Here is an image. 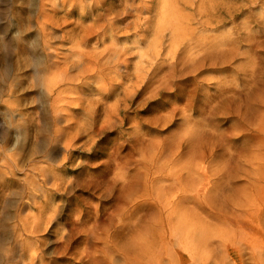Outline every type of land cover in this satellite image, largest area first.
Masks as SVG:
<instances>
[{
  "label": "rangeland",
  "instance_id": "obj_1",
  "mask_svg": "<svg viewBox=\"0 0 264 264\" xmlns=\"http://www.w3.org/2000/svg\"><path fill=\"white\" fill-rule=\"evenodd\" d=\"M38 1L0 0V253L11 248L21 235L28 244L29 249L24 247L28 256H33L34 250L42 257L43 264H87L82 259L86 252L99 251L104 246L85 236L88 226H96L97 233L109 228L110 251L108 257L96 253L94 263L125 264L122 252L131 255L128 242L147 222L151 211L139 207L142 203L139 196L148 201L150 198L146 178L147 182L153 178L160 180L172 171L184 179L185 190L196 194L199 188H192L194 180H186L185 166L200 168V174L208 170L204 183L207 204L195 203V209L192 204L193 208L187 213L188 224L197 229L196 234L207 233V238L195 237V243H208V264H232L223 254V245L227 244L220 243V230L236 233L237 239L232 240L236 245L242 242L261 251L264 248V234L260 232V228L264 232V193H259L258 188H264V179L253 187H249V183L253 184L252 174L259 171L264 178V160L260 159L264 151H258L264 145L261 129L264 128V0H215L232 8H229L232 14L226 16L217 29L213 25L203 31L196 15L191 25L196 38L202 36L212 41L219 35L225 40L224 51L219 56L207 54L201 75L190 71L191 64L180 65L181 58H185L182 53L171 55L179 64L173 65L166 51H161L164 54L160 59L168 58L170 63L161 66L159 76L174 73L173 79L152 81V86L145 90L142 83L131 86L132 81H136L132 78L131 82L116 85L109 92L104 85L102 88V84L85 80L77 85V90H83L79 94L89 100L90 108L86 101L73 102L66 111L60 112L63 118L58 121L55 112L49 111L46 94L32 86L31 64L41 65L42 54L37 48L35 33L27 26L30 12L36 11ZM143 2L150 10L142 18H153L156 10L151 4L154 1ZM70 5L68 3L59 15L71 12L67 22H75L81 18V13ZM89 22L84 20L83 24L89 25ZM72 25L63 27L60 34L75 27ZM142 30L127 31L120 40L121 45L131 48L130 72L140 64L137 52L149 51L148 46L151 47L155 39L147 35V41L141 42ZM163 40L166 49L170 46L168 34ZM21 41L24 46H19ZM137 42H141L140 47ZM58 45V53L67 52L68 44ZM32 51L33 58H30L27 53ZM143 66V71L139 70L142 79L149 68L146 63ZM3 85L11 86L12 92L1 96ZM153 88L158 91L155 96L150 93ZM96 99L100 104H96ZM7 100L8 104L2 102ZM117 105L119 111H109ZM59 128L64 130V136L56 144L53 136ZM35 147L44 153L31 157ZM257 152L261 154L258 159L254 157ZM150 158H158L155 167H163L157 174L155 167L150 166ZM3 160H15L19 168L11 172L2 167ZM29 162L37 168L46 166L43 167L51 176L46 184L41 182L44 194L36 195L40 197L33 202H28L29 186L24 184V177L31 168ZM216 171L222 175V181L215 176ZM138 181L141 193L127 204L123 203L124 190H136L129 188ZM176 190L180 191L178 187ZM243 197L250 199L249 206L239 203L245 201ZM119 208L123 210L121 219L116 216ZM40 212L42 230L38 234L23 231L13 234L9 227L13 221L24 218L27 213ZM235 220L237 224L233 225ZM155 243L160 248L159 253L165 256L163 246ZM242 253V264H255L249 250ZM15 254L22 252L17 249ZM24 262L29 264V257Z\"/></svg>",
  "mask_w": 264,
  "mask_h": 264
},
{
  "label": "bare ground",
  "instance_id": "obj_2",
  "mask_svg": "<svg viewBox=\"0 0 264 264\" xmlns=\"http://www.w3.org/2000/svg\"><path fill=\"white\" fill-rule=\"evenodd\" d=\"M153 1L154 2L151 4V8L156 10L153 12V18H142V15L145 12L148 13L150 10L149 5H146L143 0H109L108 5L107 0L38 1L39 3L36 11L30 12L32 15L29 18V24L27 26V29L30 31L33 30L32 32L35 33L38 40L37 48L42 54L41 65L37 67L36 65L34 66V64H31L33 66V77H31L33 81L32 86L35 89L42 90L43 93L46 94L50 101L49 111L55 112V115H57L55 117L57 121L63 118L60 112L66 111V108L73 102L86 101L89 104L88 108H90L89 100L87 98L82 99L81 95L79 94V92H82L83 90H77L79 87H77V85L82 84L85 80L96 85L102 84L101 87L104 85L108 89L107 92H109V90L115 88L116 85H121L125 81L131 82V79L135 78L136 81L135 83L132 81L131 86L137 87V84L142 83L144 84L143 89L148 90L146 88L152 86V81L158 82V79L160 81H166L174 75V73L171 72L172 74H165L161 76V78L159 76L163 69L161 66H163V64L165 65L166 62H169L167 57H170L172 61H174L173 65L178 64V62H176V58L171 56L172 54L182 53V56H185V58L180 57V65L187 67L191 64L189 67L190 71L194 72L196 76H199L204 70L203 68L205 67L204 63L207 61V54L219 56L224 51V48L222 47L224 46L223 42L225 40L221 39L219 35H217L215 38L212 36L214 38L211 39L212 41H207L208 39H205L202 36L200 37L203 39L199 37L196 38V31L194 30L195 28L193 29V26L191 27V25L196 19L197 15L199 17L197 24L200 26V29H203V31L208 30L210 27L212 28L213 25L214 28H219V26L224 23V18L232 14L229 12L230 9H232L230 7L231 5H222L215 0ZM244 1L253 2L254 0ZM68 3L71 4L70 6L75 9L78 8V11H80L81 18L79 20L75 22H67V18H69L68 16L71 15V12H68V14H64L63 16L59 15ZM184 11H190V13ZM231 12H234V10ZM83 19L89 20V25H84ZM72 24L75 25V27L60 34V31L63 27ZM140 29H143L141 42L147 41V35H152L155 39H153L152 46H148L149 51L146 53L137 52L139 58L141 59L139 61L140 64L134 67L135 70L133 72H130L131 64L129 62L130 58L128 55L131 51V48L121 45L120 40H122L127 31L139 32L141 31ZM120 33L121 36H119ZM167 34L169 36L170 46L166 47L165 49L166 45L163 47V39L167 36ZM93 40L96 42L94 44H90ZM23 42L24 41H21L19 46H24ZM141 42H137L135 44L140 47L139 44H141ZM58 44H68L69 47L67 46V52L58 53V49L60 50ZM150 51L152 52L150 53ZM161 51H166L168 55L166 60H161L162 58L160 59V55L164 54V52ZM28 53L27 56L33 58V51L30 52V54ZM160 60L161 62L158 63ZM143 63H146V65L148 64L149 67L147 68L146 74H142L145 75L144 79H142L141 74H139V70L143 71L145 68ZM213 63H216V60ZM176 69L179 70V67ZM170 70L171 68L169 71ZM103 90L104 89H102V91ZM11 92V86H2L1 96L4 94H10ZM157 92V89L153 88L150 93L155 96ZM107 95H109V93H107ZM2 102H7L8 104V100ZM11 104L12 103H10V105ZM96 104L98 105L100 102L97 101ZM116 108H118V105L115 108H110L109 111H119V109L117 110ZM261 129L264 130L263 127ZM62 130L63 129L59 128V130H57L55 132L56 134L53 136V141L56 142V144L57 141H60L62 138ZM39 147H42V144L39 145ZM39 147H35L31 157H38L41 153H44L43 150H39ZM263 149L264 145L260 146L258 151L262 152L264 151ZM260 152H257L259 156L255 153L254 157L256 159L260 157ZM261 156L262 157L260 159L264 160V153H262ZM42 157L44 158V156ZM157 159L150 158L151 167L157 166L159 162V159ZM9 161L10 162L6 160L1 161L2 167H5L7 170L10 169L12 172L13 169L18 167V164L15 160ZM29 165L31 168H28L29 172H27L28 174H26L24 177V184H26L27 187L29 186V189L27 190V200L28 202L29 200L33 202L34 199L36 200L44 194L42 185L49 182L51 180V176L47 174V169L44 168L46 166L43 165L44 167L42 166L37 168L35 165H31V162H29ZM161 169H163L161 166L155 167L154 173L157 174L159 170L161 171ZM183 169L186 170L187 173V176L185 177L186 180H194L191 182L192 188L195 189L196 186L199 188L196 194H192L191 191L185 190L184 187H182L184 179H182L180 176H177L176 173L172 171H169V173L167 172L168 174L162 177L160 180L153 178L147 182L146 178L145 187L150 189L149 195L151 199L149 198L148 201V199L144 198L143 196H139L140 198L138 199L142 202L139 204V207H146L147 210L149 209L151 211L146 219L147 222H145L139 228V230L133 234L128 242V249L130 250L131 255L122 252L125 264H208V259L206 257L208 243L206 241H201L197 244L195 243V237L204 239L207 238V233L203 231L197 235V229L193 226H190L187 221V213L193 208L192 204H194V209L195 203H197L199 206L207 204L208 192H205L204 183L206 181L205 176H209L208 170H201L203 172L200 174V168L185 166ZM36 174L40 177V179L37 180ZM150 174L153 175L152 173ZM211 174H213L212 171ZM216 174L215 176L217 179L222 181V175L219 174L218 171H216ZM252 176L254 178V182L253 184L249 183V187L254 184H259L264 179L263 174L260 171L258 173L252 174ZM122 181L125 182V180ZM53 182H55V180ZM139 184L140 182L138 181V184L132 185L129 188H136V190H128L127 192L123 189L126 193L122 195V200H124L123 203L127 204L130 200H132V197L141 193L138 192L142 188L141 186H137ZM56 187H58L57 184ZM177 187L180 191L176 190ZM122 188L127 187L122 185ZM258 192L261 194L264 193V188H258ZM145 195L148 197L147 189ZM249 200L250 199L247 197L244 202L240 201L239 203L247 204V206H249ZM25 202L23 203L24 207L26 204ZM29 207H31V205H29ZM116 211H118L116 216L121 219L123 216V210L119 208ZM23 213L24 212H22V214ZM6 217L9 218L7 215ZM49 219L50 218L48 217L47 222ZM41 221V212L37 215L27 213L24 215V218H17L15 222L16 224L13 221V224L11 223V226L9 225V227H11L13 234H17V232L20 234V232L23 231L25 233H29L30 235H35L42 230ZM224 222H226V220ZM235 224H237L236 220L233 225ZM83 226L86 227L85 225ZM232 227L234 226H231V228ZM95 228L96 226H92V228L88 226V230H84L85 236L100 242L104 246L99 251H95V249L89 251L88 253L86 252L82 259L86 260L87 264L91 262L94 263L96 261V253L98 252L102 253L104 257L109 256V228L106 230L101 229L100 233H97ZM220 231L221 232L218 233L220 243L223 242V244H227L223 245V254H225V259H230L232 264H237L236 262H238V264H242V252L249 250V254L252 256L255 264H264V248L258 252L256 250L257 247L247 246L240 240L238 241L241 243L236 245V243L232 241L237 239L236 233H229L227 230ZM260 232L264 234L261 228ZM161 237L163 242L160 243ZM24 241L25 240L22 239L20 235L16 238L14 242L15 244L12 245L11 248L4 249V251L0 253V264H26L24 261L27 257H29V264H43L42 257L36 255L34 250L33 256H28L27 251L24 249V247H28V244L24 243ZM155 241L163 246L165 256L159 253L160 248L156 246ZM112 244L113 243H111V245ZM17 249L18 251L20 250L22 254L16 255L15 251ZM167 251H169V253H167Z\"/></svg>",
  "mask_w": 264,
  "mask_h": 264
}]
</instances>
